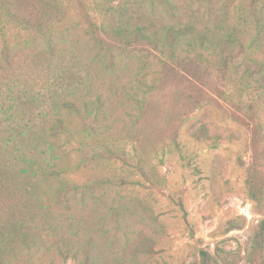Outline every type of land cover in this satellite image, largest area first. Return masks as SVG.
<instances>
[{"label": "rangeland", "instance_id": "obj_1", "mask_svg": "<svg viewBox=\"0 0 264 264\" xmlns=\"http://www.w3.org/2000/svg\"><path fill=\"white\" fill-rule=\"evenodd\" d=\"M173 2L207 61L166 48L157 0H0L2 264H264V75L243 78L264 0ZM228 35L246 56L225 72Z\"/></svg>", "mask_w": 264, "mask_h": 264}, {"label": "trees", "instance_id": "obj_2", "mask_svg": "<svg viewBox=\"0 0 264 264\" xmlns=\"http://www.w3.org/2000/svg\"><path fill=\"white\" fill-rule=\"evenodd\" d=\"M157 1L164 7L165 12L169 15L170 19L174 22L173 25L165 28L166 30L165 39L163 38V42L166 43V48L174 49V47H176V45L184 38V40L186 41L185 45L190 48L188 52L189 51H193V53L197 52L198 54L197 56L201 58L200 60H202L203 62L207 61V59H205L206 56H204L202 52L195 50L197 48H195L194 39L198 35V33L196 32L194 27L191 25L190 26L183 25L184 28L183 29L181 28V23H179L181 20L179 17L178 8L173 2V0H157ZM211 17H212L214 24L220 23V16L217 12L215 11L212 12ZM98 26H99V31L104 36V39H100L99 37H97V33H95V39L100 44L105 43V41H109L112 44L121 43L120 41H118L120 38H115L118 35H123L124 38L129 37V35H125L124 31H114L117 34L115 36H110L111 31L109 29L105 31V28H103L102 25H98L96 23L91 22V29L96 31V28ZM253 27L255 30V35L252 41V45L258 46L259 44H264V17L255 18V20H253ZM133 37L135 41L134 43H144V42L148 44L152 43V46L156 49V51H159L160 53H164L165 51V49L163 50V48L159 46V41L158 42L152 41L147 35L142 33V31L141 32L139 30L136 31ZM106 38L109 40H107ZM225 39L226 40H224L222 44L220 45V56H221V67L220 68L226 72L231 67V65L234 64L233 61L235 57L240 56V55L246 56V54H245V47L243 45V42L239 38L232 39V36L228 35L225 37ZM208 41L209 40L207 39L206 34L199 33L198 49L207 51L208 47L206 43ZM250 62H256V61L253 59H250ZM243 70H244L243 74L245 75V77L243 78L244 79L246 77L252 78L258 86V84L260 83L259 75L261 77L264 75L262 64H259V66H256V67L245 65ZM254 75L256 77L253 78ZM250 187H251V182H250ZM63 191L64 189H61V190L59 189L58 201L66 205L67 201H66V198H64ZM250 196L252 198L254 197V194L252 191H250ZM7 226H8L7 229L9 231L17 232L16 231L17 226L15 224L8 222ZM29 242H34L33 237H30L26 241V243H29ZM252 253L254 256H259L264 253V219L260 222L259 230L255 235ZM85 261H87V257ZM0 264H2L1 261H0ZM199 264H213V259L207 251L202 250L199 252Z\"/></svg>", "mask_w": 264, "mask_h": 264}]
</instances>
